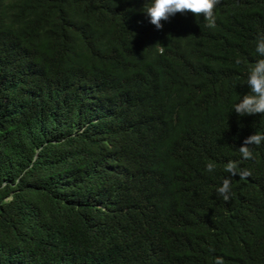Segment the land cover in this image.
<instances>
[{
    "label": "trees",
    "instance_id": "16d2710c",
    "mask_svg": "<svg viewBox=\"0 0 264 264\" xmlns=\"http://www.w3.org/2000/svg\"><path fill=\"white\" fill-rule=\"evenodd\" d=\"M147 2L0 0V264H264V114L232 111L264 0Z\"/></svg>",
    "mask_w": 264,
    "mask_h": 264
},
{
    "label": "clouds",
    "instance_id": "9594fccd",
    "mask_svg": "<svg viewBox=\"0 0 264 264\" xmlns=\"http://www.w3.org/2000/svg\"><path fill=\"white\" fill-rule=\"evenodd\" d=\"M221 0H148L144 13L149 22L156 29L163 27L162 21H168L177 13L190 12L196 18L203 15L206 21V27H216V8L220 5ZM255 52L259 59L248 69L246 84L250 89V94L243 95L242 98L234 105L233 110L239 116L264 114V32L256 38ZM240 61H237L239 63ZM264 143V132L255 133L245 138L239 151L243 159H252L253 151L249 145L259 146ZM214 166L207 165V171L212 172ZM230 175L239 176L241 179L251 175L249 170H237L236 164H229L226 169ZM217 193L225 201L230 199L231 184L225 179L217 188ZM214 264H224L222 257H216Z\"/></svg>",
    "mask_w": 264,
    "mask_h": 264
}]
</instances>
